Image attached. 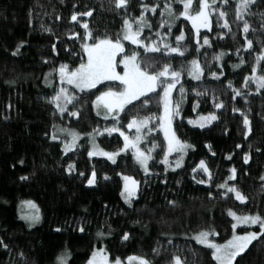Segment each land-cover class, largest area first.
Instances as JSON below:
<instances>
[{"label": "trees", "instance_id": "obj_1", "mask_svg": "<svg viewBox=\"0 0 264 264\" xmlns=\"http://www.w3.org/2000/svg\"><path fill=\"white\" fill-rule=\"evenodd\" d=\"M144 2L152 4L156 0ZM164 2L159 0L161 5ZM140 3L141 0H130L127 15L138 17L142 11ZM197 4L198 0H194V7ZM173 6L178 10L183 7ZM217 6L228 12L226 19L231 30L222 27L223 20L218 23V13L214 12L209 17V28L200 29L199 37L191 22L183 17L171 22L169 33L167 25L160 27L159 9L155 14L145 13L152 27L144 28L141 39L159 44V31L166 42L176 46L175 36L183 31L185 40L180 44L182 50L187 48L184 56L165 54L163 44H159L160 52H146L123 43L126 52H139L137 59L149 71L158 70L164 63H170L173 69H184L180 84L172 93L175 102L180 100L181 84L186 90L181 116L174 119L173 130L181 140L193 144L195 150H188L181 168L165 172V166L159 163L162 150L157 147L152 152L154 159L149 161L152 174L146 176L130 151L119 155L116 163L87 155L91 148L85 134L94 128L102 133L96 135V141L104 151L115 152L124 144L119 132L109 135L104 131L105 127H112L113 120H102L94 112L93 101L100 92L108 90L110 83L87 92L70 90V95L77 99L67 108L69 112L77 111L76 117L68 112L61 115L51 102L60 65L66 64L71 70L79 66L81 59L86 61L81 47L85 32L81 23H88L94 37L108 35L115 39L122 30L125 9H115L111 0H0V240L8 245L7 249L0 246V264H55L65 251L68 264H87L96 248H105L110 260L119 257L124 263L128 256L138 255L152 264H171L173 255H178L183 264H216L209 249L188 237L211 227L218 233L213 240L224 243L231 238L234 223L229 210L237 215H264V181L260 179L264 175V89L257 93L251 80L248 87L244 86V78L252 76L256 55L264 46L260 16L264 3L252 7V15L244 16L250 25L246 34L242 31L243 21H236L235 0H229L228 5L217 0ZM87 11L92 15L78 16L79 23L71 20L74 12ZM205 36L209 45L203 43ZM245 36L252 40V49H244ZM18 45L19 52L14 56ZM221 52L224 55L216 60ZM192 59H197L204 69L199 81L187 73ZM241 59L244 63L233 68ZM261 67L264 61L257 66L256 75L264 74ZM211 72H216L219 79L213 78ZM229 82L241 96L233 99ZM197 91L204 95L197 96ZM149 98L150 103L141 106V101ZM214 102H222L223 107L214 108ZM195 105L198 106L193 110ZM233 108L240 111L234 112ZM161 111L158 97L151 93L128 105L120 114L117 127L133 137L136 132L126 126L132 116L159 115ZM241 112L250 120L247 138ZM209 113H215L218 119L203 129L188 123ZM154 125L151 133L147 128L142 130L145 138L139 145L141 150L150 149L153 140L163 144L158 123L153 121L148 127ZM61 127L79 132L83 138L78 144L82 147L65 154L62 143L51 138L54 131L59 135ZM237 144L241 147L237 148ZM246 152L250 156L247 164L243 160ZM177 155L171 157L173 167ZM201 159L212 175V180L204 184L197 180L207 181L208 175L199 168L192 171ZM69 163L75 164L71 174L67 170ZM232 168L236 169L235 179L228 180ZM93 170L95 183L88 186L87 179ZM125 175L139 182L131 207L121 196ZM22 176L27 179L22 180ZM225 181L246 196L244 203L234 193L221 194L226 189L216 185ZM23 201H32L39 208L40 220L32 228L18 218V207ZM56 228L61 231H55ZM245 229L258 231L259 226L238 232L244 233ZM98 231L106 235L98 237ZM125 232L129 234L127 241L122 240ZM233 264H264V237L252 242Z\"/></svg>", "mask_w": 264, "mask_h": 264}, {"label": "snow or ice", "instance_id": "obj_2", "mask_svg": "<svg viewBox=\"0 0 264 264\" xmlns=\"http://www.w3.org/2000/svg\"><path fill=\"white\" fill-rule=\"evenodd\" d=\"M63 2V0H61ZM114 4L115 9H125V16L123 18V27L120 33L116 34L115 39L111 38L108 35L104 37L92 35V32L89 30L87 22L81 23V27L85 30L83 41L81 47L83 52L87 56L86 62L81 59L79 66L69 70V66L66 64H61L59 67V77L61 84L67 83L71 85L74 89L85 92L96 88L98 84H101L105 81L110 82L107 86V91L100 92L96 96V99L93 101V107L96 109L97 116H102L104 120H108L110 117L113 120L112 127H105L104 131L111 135L113 132H119L120 136L124 139L123 147L118 149L115 152H107L100 148V146L95 142V136L102 134L98 129H93L92 132L86 133L89 137V143L91 144V150L87 151L89 158L93 156H104L107 157L112 163H116V156L120 152H126L128 149H132V155L135 158L136 162L139 164L141 169L144 171L145 175H151V170L149 168V161L153 160L154 157L152 152L157 148L162 150V158L159 163L165 166V172L171 167L173 171L177 168L182 167L184 157L187 155L188 150H195V146L187 141L181 140L176 132L173 130V121L177 117L181 116V103L186 95V90L181 84L179 87L180 100L173 101L172 93L176 89L177 84H180V78L183 68L173 69L170 63H164L161 68L156 71H149L147 67L143 66L142 62L137 59L139 52L135 49H132L130 52L125 51V45L122 41H128L137 47H142L146 52H160L161 48L159 44H163L165 54L176 53L180 56H184L187 48H183L180 44L181 41L185 40L184 32L181 31L179 35L175 36L176 46H171L168 42L163 39L162 34L157 31L156 35L161 37L159 44L156 41H151L145 43L141 39V34L144 28H151L152 25L146 17L145 13L151 12L155 14L157 9L160 10L159 14L161 17L160 27L163 28L167 25L168 32L171 33L172 23L175 20L183 19L191 22L192 28L195 29L197 37H199V32L201 28H209L210 26V15L212 13H218V23L220 20H223L222 27L225 29H230L229 21L226 19L228 12L226 10H221L217 6V0H198L197 6L194 7V0H165L163 5L159 3V0L149 4L145 3L144 0H141L140 7L142 11L138 17H130L127 15V5L130 0H111ZM221 4L228 5L229 0H220ZM258 3H264V0H235V17L236 21H243V33L249 32V22L244 19L245 15H252V7L256 6ZM174 4H182V10L174 8ZM75 7V5H73ZM92 12H74L71 16L72 21L77 20L78 16H91ZM262 17L261 27L264 28V12L260 13ZM166 18V19H165ZM59 19V17H57ZM136 25L133 29V25ZM253 31H255L253 29ZM148 39V38H145ZM92 42L89 43L88 41ZM204 45H209V40L205 36ZM197 44L199 45V39H197ZM253 42L245 36V45L244 49H252ZM20 45L17 46L16 51L12 55H17L19 52ZM199 51V47L197 48ZM240 49H237L239 52ZM75 54V53H74ZM224 55L221 52L215 57L216 60ZM119 57V58H118ZM264 61V46L261 47L260 52L256 55V64L252 67V76H245L244 86L248 87L249 80L256 85L257 93L261 89H264V74L256 75L257 66H260V62ZM244 61L241 59L240 64H234L233 68H239ZM190 67L187 68L188 75L193 80H201V77L204 73V69L201 67V64L197 59H192L189 61ZM122 66V71H118V68ZM55 71V70H54ZM261 71L264 72V67H261ZM222 75V72H221ZM213 78L219 79V76L216 72H211ZM11 83V82H9ZM229 88H232L231 82L228 84ZM160 89L158 92L157 90ZM234 93L233 99L236 96H241L242 93L235 88H232ZM149 93H155L158 97V104L160 105L162 111L159 115L152 113L150 115H145L140 117L134 115L130 118L127 123V128H135L136 135L129 137L125 132L121 131L120 127H117L120 124V113L125 112V109L128 105L133 104V101L140 100L141 97H148ZM197 96L204 95V93L197 91ZM77 99L74 95L68 94V89L61 87L58 92L51 98V102L55 105L56 111L61 115L68 112V115L76 117L78 116L77 111H68L67 104L72 103L73 100ZM215 101V97L213 98ZM150 103V98L141 101V106L146 107ZM198 105L194 106L197 107ZM214 108L220 109L223 107L222 102H214ZM134 107H136L134 105ZM103 109V111H101ZM234 112L240 111V109L233 108ZM243 116V125L247 129L244 132L245 138L251 132L250 120L249 117L241 112ZM127 118V116L125 117ZM218 117L215 113H209L207 116H199L197 120H188V123L193 126H198L203 129L206 125L211 124L213 121L217 120ZM156 121L158 123L159 131L163 133L164 142L163 144H157L155 140L151 141L152 147L146 151L141 150L139 147L144 136L141 135V130L147 128L148 133H151L155 130L154 127H148V125ZM55 129L56 126L53 125ZM59 134L67 137L63 140V151L65 154L68 152H74L78 147L82 145L78 144V141L82 138L81 134L74 129L70 128H59ZM53 140L60 139V135L56 131L53 132ZM209 147V145H206ZM237 148H240L241 145L237 144ZM259 151V149H257ZM177 153V158L174 161V167L169 161L170 155ZM215 155V153H212ZM231 159V156L227 157ZM250 156L246 152L243 156L244 163L249 162ZM23 163V160L20 161ZM197 168L201 169L205 174L208 175V180L199 179L197 183L204 184L212 180V175L209 171V168L206 166V163L203 159L200 160L196 168H193L192 171L195 173ZM68 172L71 174L75 170V164L69 163ZM231 175L228 176V180L235 179L236 169H230ZM80 176H84L83 172H80ZM95 170L92 171V175L87 179V185L92 186L95 183ZM195 179V177H193ZM22 180H26L27 177L22 176ZM105 179H108L106 176ZM124 181V190L121 192V196L124 198L126 204L129 207L132 206V198L136 195L138 191L139 182L133 179L131 176H123ZM264 181V175L260 177ZM219 189H226L222 195H227L228 193H234L235 198L241 203L246 201V196L241 193L240 190L235 185H229L227 181L216 185ZM23 205L27 206L30 209H33L34 212H26L21 218L29 221V226H33L38 223L40 220L39 208L32 201H24ZM169 203H174L169 201ZM228 215L232 217L235 221L231 225L232 227V236L230 239L225 240L224 243H216L214 240L209 239V237L216 236L218 233L211 227L207 230H201L199 233L194 235V239L198 244L203 245L204 247L211 249V257L216 264H233V261L236 260V257L244 253L249 245L253 241L259 240L261 237H264V215L260 213L254 214H243L237 215L234 211L229 210ZM138 223V221H136ZM238 225H246L248 227L258 225L259 231H248L245 229L243 235H239L236 232ZM55 231H61L60 228H56ZM80 232L84 231L83 227L79 228ZM111 231V230H110ZM106 234L102 231L97 232L98 237H104ZM129 239V234L125 232L122 236L123 241ZM171 242V241H169ZM0 246H3L5 249L8 248V245L4 243L3 240H0ZM153 251H156L155 249ZM68 253L65 251L61 257H59L60 264H67ZM87 264H124V261L121 258L117 257L113 260L109 259V254L105 248H99L93 250L91 257L88 259ZM127 264H152V262L138 255H131L127 257ZM171 264H183L181 258L178 255H173Z\"/></svg>", "mask_w": 264, "mask_h": 264}, {"label": "rangeland", "instance_id": "obj_3", "mask_svg": "<svg viewBox=\"0 0 264 264\" xmlns=\"http://www.w3.org/2000/svg\"><path fill=\"white\" fill-rule=\"evenodd\" d=\"M134 29V28H133ZM201 29H205V28H201ZM123 43L125 42V43H130V42H128V41H122ZM131 44V43H130ZM133 45V44H132ZM134 46H136V45H134ZM137 47V46H136ZM140 48H142V47H140ZM144 49V48H143ZM85 57H86V60H87V56H86V54H85ZM119 58V57H118ZM86 62V61H85ZM118 71H122V66L120 67V68H118ZM105 83H110V82H107V81H105V82H103V83H101V84H105ZM48 84L50 85L51 84V82L49 81L48 82ZM101 84H98V85H101ZM97 85V86H98ZM61 87H64V88H67L68 89V94L70 95V90H73V91H75V92H78V93H80V91H78V90H76V89H74L71 85H68L67 83H64V84H61V82H60V77H59V80H58V86H57V88H56V92H58L59 91V89L61 88ZM87 91H90V90H87ZM87 91H85V92H87ZM149 94H151V93H149ZM148 94V95H149ZM133 102H135V101H133ZM101 111H103V109H101ZM94 112H95V115L97 116V114H96V109H94ZM121 114V113H120ZM119 114V115H120ZM98 118H100V119H102V120H104L103 118H102V116H97ZM108 120H111V117L108 119ZM191 125V124H190ZM192 127H198V126H193V125H191ZM129 130H131V131H134V132H136V130H135V128H132V129H129ZM143 130V129H142ZM142 130H141V132H142ZM60 135V139H58V141H60L61 143H62V149H63V147H64V145H63V140H65V139H67V137H65V136H63L62 134H59ZM81 137L83 138V136L81 135ZM81 138V139H82ZM88 140H89V137H88ZM57 141V140H56ZM80 141V140H79ZM78 141V142H79ZM95 142L97 143V141H96V136H95ZM90 144V143H89ZM90 148H91V144H90ZM127 151H130V152H132L133 150L132 149H128ZM69 153V152H68ZM125 152H120L119 153V155H121V154H124ZM177 153H173L172 155H170V157H169V161H170V163L172 164V161H171V157H176L175 155H176ZM119 155H117L116 156V159H117V157L119 156ZM94 157H96V158H104V159H107V160H109L107 157H104V156H100V155H97V156H93L92 158H94ZM135 159V158H134ZM110 161V160H109ZM136 161V160H135ZM110 162H112V161H110ZM184 162V161H183ZM137 163V162H136ZM137 165H138V167L141 169V167L139 166V164L137 163ZM182 165H183V163H182ZM169 170H172L171 169V167L169 168ZM141 171L144 173V171L141 169ZM145 174V173H144ZM122 191L124 190V181H123V179H122ZM134 198V197H133ZM122 199H123V201H124V198L122 197ZM239 201V200H238ZM24 202V201H23ZM125 202V201H124ZM240 202V201H239ZM26 212H34V210L33 209H30V208H28L27 206H25V205H23V203L21 202L20 204H19V207H18V218L21 220V221H23L24 223H26V225L28 226V227H30L29 226V221H27V220H25V219H22L21 217L26 213ZM40 216V215H39ZM234 223H235V221H234ZM37 225V223L36 224H34L33 226H31L30 228H32V227H34V226H36ZM256 227H258V225H255V226H251L250 228H256ZM244 228H248V226H246V225H238V227H237V229H236V232H237V234H239V235H243L244 233H240V232H238V230L239 229H244ZM259 231V230H258ZM194 235H192V236H189L188 237V239H191V240H193L194 242H196L194 239H192V237H193ZM213 237L214 236H212V237H209V239H212L213 240ZM187 238V237H186ZM216 242V241H215ZM254 242V241H253ZM197 243V242H196ZM217 243V242H216ZM201 245V244H200ZM201 246H203V245H201ZM204 247V246H203ZM206 248V247H205ZM96 249H99V248H96ZM208 249V248H207ZM210 250V252H211V249H209ZM62 256V254L59 256V257H61ZM59 257L56 259V262H55V264H60V260H59ZM238 257V256H237ZM236 257V258H237ZM215 263H216V261H215ZM233 263H234V261H233ZM67 264H68V258H67ZM124 264H127V260H126V262L124 263Z\"/></svg>", "mask_w": 264, "mask_h": 264}]
</instances>
